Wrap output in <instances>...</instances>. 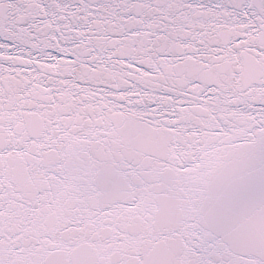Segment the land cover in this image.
<instances>
[{
  "label": "snow or ice",
  "instance_id": "obj_1",
  "mask_svg": "<svg viewBox=\"0 0 264 264\" xmlns=\"http://www.w3.org/2000/svg\"><path fill=\"white\" fill-rule=\"evenodd\" d=\"M0 264H264V0H0Z\"/></svg>",
  "mask_w": 264,
  "mask_h": 264
}]
</instances>
